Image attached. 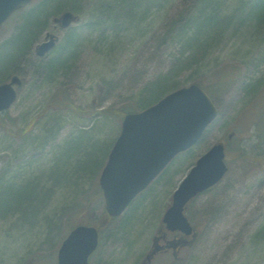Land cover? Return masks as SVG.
I'll return each mask as SVG.
<instances>
[{"label": "rangeland", "instance_id": "rangeland-1", "mask_svg": "<svg viewBox=\"0 0 264 264\" xmlns=\"http://www.w3.org/2000/svg\"><path fill=\"white\" fill-rule=\"evenodd\" d=\"M36 1L2 23L0 44ZM244 1L215 0L223 26L190 45L196 21L187 23L203 0H164L148 10L145 0H80L68 27L58 21L68 9L47 21L14 67L22 83L0 116V187L31 183L41 196L31 193L35 198L0 212V264H55L53 248L66 224L76 220L100 225L104 236H112L90 264L99 258L102 264H139L179 181L217 141H225L228 171L186 209L197 237L150 264H264V24L248 19L238 25ZM178 17L187 18L186 25L177 28ZM51 35L53 48L39 57L38 44ZM185 47L203 52L196 62L175 67ZM56 56L61 59L52 62ZM256 81L257 89L246 92L245 84ZM192 82L213 94L216 118L123 216L109 220L97 193L98 165L121 129L116 110Z\"/></svg>", "mask_w": 264, "mask_h": 264}, {"label": "water", "instance_id": "water-1", "mask_svg": "<svg viewBox=\"0 0 264 264\" xmlns=\"http://www.w3.org/2000/svg\"><path fill=\"white\" fill-rule=\"evenodd\" d=\"M29 1L0 0V24ZM72 18V13L66 11L59 19L60 24L68 26ZM54 43L51 35L39 44L37 54L44 55ZM20 83L21 79L13 75L9 82L0 84V112L14 102L13 85ZM216 113L213 101L196 83L169 92L141 111L126 113L99 177L107 212L119 215L169 160L198 140ZM226 170L223 144L215 143L196 160L174 191L172 204L163 216L166 226L191 233L192 227L183 214L184 205L198 192L218 182ZM96 243L93 226H77L59 248L58 264H87Z\"/></svg>", "mask_w": 264, "mask_h": 264}, {"label": "trees", "instance_id": "trees-1", "mask_svg": "<svg viewBox=\"0 0 264 264\" xmlns=\"http://www.w3.org/2000/svg\"><path fill=\"white\" fill-rule=\"evenodd\" d=\"M122 1L124 3L125 0H118V3ZM148 5L146 6V10L150 9L153 5H158L157 3H161L164 0H145ZM215 0H203V6L201 7V11L197 13L195 16V20H187V24H191V21L194 22V26L196 31L188 38L187 45L193 44L196 41H199V36L206 34V37H212L213 33L217 32L219 27L223 26V16L220 18V14L216 9ZM129 7H132L134 3L132 1H127ZM241 10L239 11L238 15V25L243 24L248 19L256 20L260 25L264 24V0H247L241 4ZM80 0H37L33 3L30 7L25 10V16L23 21L17 27L16 32L11 35L9 38L2 41L0 44V82L5 80L7 76L12 75L14 73H18L19 71L16 69L14 71V67L16 66L17 62L24 59L25 53L31 47L35 40H37V36L45 26L47 21L50 18L56 17L61 11L68 9L75 13L79 11ZM197 19V20H196ZM184 20V21H185ZM181 21V17L175 21L177 24V28L182 25H186ZM74 33L68 34V41H74ZM68 43V42H66ZM74 44V43H73ZM189 47V46H188ZM65 48L67 49V44H65ZM199 51L203 52L200 48L196 53L192 52L190 48H184L181 51L180 56L177 58L176 66L180 64L182 66L188 65L190 63L196 62L198 60ZM60 56H56L53 58L52 62L60 60ZM50 63L48 68H52L54 63ZM220 82H224L222 78H219ZM260 81L256 82H248L245 85V91H254L257 89ZM162 86V84H161ZM160 87V86H159ZM159 87L154 85V89L156 90ZM168 90L159 91L155 93H150L147 96L144 95V98L141 97L137 100L136 107L133 108L131 106L123 107L116 110V113L119 117H122L128 111H135L145 108L146 106L156 102L163 94H165ZM154 92V91H151ZM145 94V93H144ZM109 149V147H108ZM108 149L106 152H108ZM90 159V155H89ZM105 159V156H104ZM93 159L91 158V162ZM93 164V163H92ZM103 164V161H102ZM102 164L98 165L99 170L101 169ZM1 185V184H0ZM34 184L27 183V186H20L19 188L7 186V187H0V212L3 208H7L12 206V203H19L26 199H33L35 198V194L38 197H41L37 192V189ZM31 193H35L31 195ZM97 193L101 194V190L98 187ZM15 201V202H14ZM105 217L108 215L105 213Z\"/></svg>", "mask_w": 264, "mask_h": 264}, {"label": "flooded vegetation", "instance_id": "flooded-vegetation-1", "mask_svg": "<svg viewBox=\"0 0 264 264\" xmlns=\"http://www.w3.org/2000/svg\"><path fill=\"white\" fill-rule=\"evenodd\" d=\"M75 223L76 224H71L70 227H74L80 224V222L78 221H75ZM70 230H71L70 228L64 229L65 237L67 236ZM191 237L192 235L186 236L178 231H174V232L169 231L166 229L165 224L161 222L158 225L156 232L152 238L150 247L148 248L147 252L143 256L139 264H150L156 259V257L159 254L168 253V252H173V254H177V251L180 250V248H182L186 244H189L188 240H190ZM104 238L106 239L105 241ZM106 243H111V244L113 243L111 234L104 236L101 234V231L98 230V244L95 251H93L89 256L88 264H90L91 260L95 256H97L101 248H104ZM177 243L180 245L177 246ZM55 258H56V254H55ZM102 262L103 259L99 258L96 264H102Z\"/></svg>", "mask_w": 264, "mask_h": 264}]
</instances>
